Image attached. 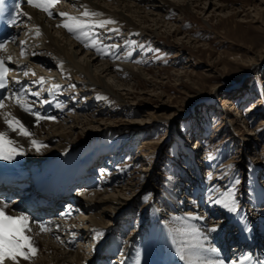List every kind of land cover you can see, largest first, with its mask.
<instances>
[{"label": "rangeland", "instance_id": "obj_1", "mask_svg": "<svg viewBox=\"0 0 264 264\" xmlns=\"http://www.w3.org/2000/svg\"><path fill=\"white\" fill-rule=\"evenodd\" d=\"M203 7V4L192 6L188 14L170 11L168 18H164L165 23L159 25V31L153 22L147 24L158 36L149 32L147 37L140 38L136 31L124 26L111 30V25L99 28L110 32L104 38L117 37L113 41L101 38L103 44L109 43L104 45L108 55L115 54V62L129 63L145 75L141 79L126 77V85L118 86V80L102 74L106 83L117 91V102L99 101L100 96L90 91L89 78L63 76L60 64L69 69L74 68L72 62L53 51L47 35L31 21H25L21 45L10 51L17 55V48L26 50V55L18 61L25 62L24 70L32 68L26 81L44 79L45 83L39 87L40 96L52 89L53 84L61 86L54 92L63 95L64 108L55 111L47 122L52 119L70 122L73 117L78 118L82 126L74 132L75 145L71 149L79 156L88 154L86 151L93 144L101 143L104 155L100 159L112 156L108 166L102 162L98 165L107 169L97 178L115 180L109 187L113 190L125 187L123 200L133 202L126 212L118 214L122 222L118 225L123 229L122 243L126 247L135 244L133 264L137 260L139 264H183V260L175 258L174 248H161L165 246L159 242L162 238L157 227L164 222L158 224L154 215L157 206L170 214L166 194L171 183L183 190L182 214L188 210L196 218L206 215L208 217L204 218L213 226L223 222L233 224L228 230L231 240L238 236L233 229L236 224L252 218L264 222V0H212L211 7ZM134 19L141 29L146 27L140 23V18L135 16ZM177 28L181 29L179 37L175 39L173 34L170 37V32ZM54 31L51 30L52 35ZM58 34L54 35L60 38ZM110 45L122 47L118 55L109 52L113 48ZM81 56L78 58H85ZM44 61L52 63L53 67L45 66ZM100 112L102 115L98 114ZM88 116H94L90 126L86 125ZM98 146L93 148L95 152L99 151ZM190 150L194 152L195 161ZM96 186L98 184L91 190L104 189L102 185ZM212 189L216 190L215 194H211ZM229 189L235 192L238 212L224 215V207L212 201ZM197 192L201 193L194 199ZM188 195H192L191 198ZM81 196L84 197L82 193ZM198 203L204 204V208L199 209L201 204ZM78 209L82 213L74 219L80 223L76 226L87 231L91 227L87 219L90 213ZM166 216L164 214L165 221ZM95 240L89 237L81 248L87 252L86 258L92 257V250L99 248ZM34 242L37 254L41 253V243ZM76 254L68 260L74 261ZM123 254L113 252L111 261L123 264ZM52 261L53 258L50 263Z\"/></svg>", "mask_w": 264, "mask_h": 264}, {"label": "bare ground", "instance_id": "obj_2", "mask_svg": "<svg viewBox=\"0 0 264 264\" xmlns=\"http://www.w3.org/2000/svg\"><path fill=\"white\" fill-rule=\"evenodd\" d=\"M100 2H102V4ZM66 3L68 6L64 5ZM157 3H159L160 5H157ZM202 4L204 6L203 7L204 9L207 5H210L211 7L212 0H204V1L203 0H172V1L171 0H63V4L58 3L56 7L52 10L53 11L52 18H49L43 12L29 5L24 6L22 11L24 13V18L26 21H31L35 23L40 27V29L42 30L41 32L47 35L50 48L53 51L57 52L59 56L62 55L69 62H72L74 68L69 67L70 70L67 69L68 66H66L67 68L65 69V67H63L64 65L60 64L59 68L63 76L64 75L72 76V78L74 77H84L85 79L89 78L88 79L89 82L87 83L86 81V83L90 86L89 88L91 92L96 93V96L97 95L100 96L98 98L99 101L103 99L104 100L110 99L117 102V100L119 99L117 91H114L113 87L108 82L106 83L105 77H103L102 74H106V77L111 76L110 78H115L116 80H118L117 85L122 86V85H126L125 83H127L126 77L132 79L144 78L145 75L143 74V71L141 69H138L136 71L135 66H131L129 63L122 64L120 62H115L114 61L115 54L113 56L108 55L107 51H106L107 53L105 54H98L94 48L84 47L82 43L74 39L71 36V34H69L63 27H57V25L61 23V18L57 14L60 12H66L73 16H80L84 10V6H87V9L90 11L102 13V15L97 17L96 19H100V20L110 19L115 21V23L109 24L111 25L110 30L112 28H117V27L122 28V26H124L125 28H127V30L131 29V31L133 32L136 31L137 32V33L135 32L136 35L139 36L140 38H144L147 37V34L149 32L150 33L152 32L153 35L158 36L157 32H155L154 30L150 31V28L147 27V24H149L150 22L151 23L153 22L155 24V25L153 24V26L159 27L160 24L163 25L165 23L164 18H168V14L170 11L176 10L178 12H182L186 14L191 10L190 8H192V6L200 7L202 6ZM220 7L221 6H219L217 9L220 10ZM166 9L167 11H165ZM162 14H164V16H162ZM134 15L137 17V19L140 18L141 19L140 23L146 27L141 29L140 28L141 26L137 25L138 23L136 24ZM29 17H31V19H29ZM51 30L52 31L56 30V32L55 31L53 32L54 34L60 33L61 35L60 38H58V36H55L54 34L52 35ZM157 30L159 31L160 27ZM96 31L100 34V37L102 39H105V41L107 40L113 41V39L117 38L114 37L113 35H112L113 37L110 36L111 38L109 39L104 38V36L107 35L109 36L110 34L109 31H105V30L102 31L101 29H96ZM171 34H173V37L176 39L179 37L178 35L181 34V29L177 28L173 32L171 31L170 37L172 36ZM69 37H71L74 41H72ZM102 45L103 46L109 45V43L103 44L102 41ZM124 47H127V45L126 46L124 45ZM111 49L112 50L109 51L110 53L116 52L117 54L122 49V47H120V45H117L116 47H113ZM3 54H5V56L12 55L11 57L14 60L17 59L15 54L13 53L10 54L8 50L4 51ZM81 55L85 56V58ZM79 56L83 57L84 61L82 60L83 58L79 59L78 58ZM127 59L131 60L129 57H127ZM44 63L45 66L53 67V64L48 61H44ZM18 64L19 66H22L21 65L22 63H20V61L18 62ZM98 64L100 65L98 66ZM95 66L96 68L95 70H93ZM24 67H22V71L19 72V74H23V72H28V75L26 76L29 77L30 76L29 71L31 72L32 68H30L31 70L28 71L29 67L26 68V70H24ZM99 89H102V92L99 91ZM59 95L61 96V94ZM33 97L34 96L29 94L27 98L29 101L35 102ZM35 105L36 103H34L33 106ZM8 106H9L8 108L6 107L7 109L4 108L1 109L0 131L6 129V125L4 124L3 121L4 114L11 113L12 115L24 121L27 125H29L31 131L34 133L32 138L39 141L42 145H45V147H41L39 151H37L35 148L31 146L30 141L28 139L24 137H20L15 133H12L11 135L13 136L14 139H16L18 146L22 147L23 151L24 152L26 151V153L17 156L11 162L0 161V164L2 165L5 164L6 166L13 167L15 168L14 171L17 172L24 171L22 169H19V167H21L20 164L24 165L21 168L29 169L32 173L35 174V176L37 175L36 177H39L40 179H46L48 177H51L52 175L58 177H67L68 175L74 173V171L77 174H81L82 177L79 176L80 179L93 177L92 175H88V174L85 175L84 172L87 171L88 173L90 172V169L84 170V166L83 165L80 166V164H84V162L86 161L87 162L96 161L95 159L98 158L99 155H101L102 151L99 152L94 151L93 148L98 146V144L95 143L92 146H90L91 148H89L88 151H86L88 154L82 155L83 154L82 153L80 155H82L83 157H81L79 161L74 160L75 151L71 149V147L75 145V141L72 138L74 136L75 130L79 129L80 125L82 126V123L78 121L77 117H73L70 122H68L67 120H61L55 122L54 121L55 119H52L53 121L47 122V119H44L41 120L37 126L34 117L21 111V109L16 106L14 101H12L11 105L8 104ZM45 106L47 105L45 104ZM40 114L43 115L41 112ZM98 114L102 115L101 112ZM93 115L95 116V114ZM88 117L89 120H87ZM88 117L86 118L87 120L86 125L90 126L93 124L92 123L93 118L91 116ZM69 123L72 125L68 126ZM89 129L91 128L89 127ZM52 145L53 147H51ZM189 152L191 153L190 154L191 158H194L195 161L196 157L194 155V152H192V150H190ZM38 168H41V171L40 172L38 171L39 173H37ZM45 170L47 172H45ZM121 177H123V175ZM102 179L103 180H101V182L96 187L100 188L99 185H102L101 187H103L104 189L100 188L98 190H91V188L84 186V189L82 190L84 192H82V195H84L85 198L82 197L81 194H77L76 192L73 195V202L75 201L74 206L77 209L78 207H80L85 211H87L88 213H90V216L87 218L90 220V224H91L90 229L87 230L89 232H87L85 229L83 230L77 228L76 225L77 223H79V220L75 221L74 220L75 217L69 219V221L66 224L67 226L63 225V227H61L59 222L56 225H54L55 226L54 229L46 233H42V235H39L40 231L35 229L34 233H32V237L34 241L36 242L39 241L41 243L40 244L41 253L34 256L30 260L31 262L21 259L19 261V264H30V263L32 264L33 261H34L33 264H109V261L104 256L113 252H116L117 254L124 253L122 257L123 264H133V261L136 256L135 255L136 252L135 251L133 252V249H136L134 248L135 244L131 243L129 244V246L126 247L124 243H122L121 240L123 237L122 236L123 229L120 225H118L121 222L120 221L121 218H119L118 214L122 212H126V209H128V207L129 208L132 207L133 202L131 200L130 201L131 206H129L128 204L130 203L123 200L124 199L123 191L125 190V187L122 186L120 190H115V189L113 190V188L112 187L110 188L109 186L111 184H114L115 180L109 181L108 178L106 177ZM170 185L171 186L167 189L168 194H166L167 200L168 199L170 200L169 201L171 205L170 214L168 215V213L164 211L162 212V210L159 209V206H157V208L155 207L156 209L154 211V215L157 220L156 222L158 224L164 222L161 224V227H157V229L159 228L161 230V232L159 230V233L162 239H159V242H161L165 246L161 248L170 247L176 250L177 247L181 246L182 241H188V244L185 245V247L191 249L192 258L197 261V264H200V262L204 260L212 261L213 264L239 263L238 256L235 257L233 255L231 259L228 260L226 254L223 252L224 249L226 248L228 249L227 247L228 243L226 241V238L228 237L229 234L228 230L232 228L231 225L233 224H226L225 222H223L218 224L217 226H213L211 222H207L206 218H204V217H208L206 215H204V217L202 218H196L194 216H191L190 215L191 211L188 210L186 211V213L182 214L180 210L184 207V204H182L181 201V196L183 198V194H182L183 190L179 186L173 187L174 183H171ZM200 193L201 192L195 193V197L193 198L198 199L197 197L198 195H200ZM188 196L191 198L192 195H188ZM190 201H194V200L191 199ZM200 206L201 207H199V209L204 208V204H201ZM97 211L99 212L97 213ZM222 211H224V215L227 212H229L226 208L224 209L222 208ZM164 214L165 215L167 214L166 221L163 220ZM251 220L253 224L249 225ZM256 220L257 219L252 218L249 221L247 220L246 223L243 222V224L241 223L233 226L234 227L233 229H235L237 233L239 232L238 237H236L237 240L234 239V241H232V243L234 244L232 246L234 247L233 251L236 248L238 249V251L241 248L243 249V247L245 246L244 244L247 242V240H250V238L251 240L255 239L251 241L253 246L252 249L258 247V244H260V242L259 241L256 242L257 238L253 234H254V230L256 229H258L257 234H259V232L261 234L263 233L264 222H259ZM114 225H116V227H114ZM213 227H216L217 231H211ZM176 229H179L181 232L184 233V235L183 236L179 235L176 232ZM95 231H101L102 233H104L103 237L96 238ZM250 231H252L251 235H249ZM107 233L109 234L107 236H104ZM89 237L90 238L93 237L94 239H96L95 241L97 242V247L99 246V248L93 249L92 251L94 252V255L92 254L93 255L92 257L88 256L86 258L85 253L87 252H85L84 250L83 252L82 247L84 246L85 242L89 239ZM74 239L76 241H79L80 243L78 245L75 244V246H77L76 252L72 251L74 245H72L71 247V242ZM201 244L203 245V248L198 247V245ZM126 249H128L129 251H127ZM212 249H215V251H212ZM238 251H236L237 252L236 255H239ZM161 252L162 250L160 251V253ZM166 252L167 251H164V253ZM75 254H76L75 260L69 261L68 259H70L71 256L73 257V255ZM174 256L175 258L177 256L178 259H180V257L177 254L176 255L174 254ZM51 258H53L52 263H50ZM5 264H12V262L6 261ZM183 264H186V262L184 261Z\"/></svg>", "mask_w": 264, "mask_h": 264}, {"label": "snow or ice", "instance_id": "obj_3", "mask_svg": "<svg viewBox=\"0 0 264 264\" xmlns=\"http://www.w3.org/2000/svg\"><path fill=\"white\" fill-rule=\"evenodd\" d=\"M60 2L61 0H26L27 5L45 13L49 18L53 17L52 10ZM20 7V4L15 5V8L17 9ZM57 15L61 18V23L58 24L57 27H63L73 36L74 39L82 43L84 47L94 48L98 54L106 53L107 46H102L100 34L96 31V29L105 28L107 25L115 23V21L110 19H96L101 16L102 13L90 11L87 9V6H84V10L80 16H73L66 12H60ZM29 19H31V17H29ZM10 23L15 24L16 20L13 19ZM39 35L40 32L39 29H37L36 36L38 37ZM112 47L116 46L112 45ZM4 51H6V45L0 44V52ZM24 54L25 53L21 51V55ZM11 60V56L7 57V61L5 58L0 57V90H4L8 86L7 73L9 69L5 65L6 62H10ZM24 74L28 75V72H25ZM38 83L43 85L45 81L41 78ZM59 87V85H54L50 90V93L58 91ZM29 94L37 98L40 96V92L38 91L31 92L27 88H22L12 96L0 97V109L6 107L3 103L4 99H12L21 111L34 117L37 126L41 120L51 119L50 117L43 116L38 111L34 110V102L29 101L27 98ZM40 103H50V101H40ZM3 121L6 125V129L0 131V161L11 162L17 156L24 154L23 148L18 146L16 139H14L11 135L12 133L28 139L31 146L37 151H39L41 147H45V145H42L39 141L32 138L34 133L31 131L30 126L18 117L12 115L11 113H5ZM235 183L238 184L239 180H236ZM215 191V189H212L211 194H215ZM212 202L226 208L230 213L238 212L235 192L231 189L221 193ZM9 203L10 202L0 200V205H2L0 206V264H5L6 261H11L12 264H19L21 259L30 261L38 252V249L35 247L33 237L29 235V233L32 232L31 224L34 221H31L27 215L20 214L13 216L8 214L5 209L9 207ZM38 226L40 233H46L49 231V228L43 223H39ZM211 231H217V228L213 227ZM176 232L181 236L184 235V233L179 229H176ZM95 236L96 238H100L103 236V233L101 231H95ZM187 244L188 241H182L181 246L176 248V254L181 260H184L186 264H197V261L192 258L191 249L185 247ZM198 247L203 248V245H198ZM212 251H215V249H212ZM251 259L252 258L250 256L245 255L241 259L240 264H246V262ZM136 264H139V260L136 261ZM200 264H213V262L204 260L200 262ZM257 264H259V262H257Z\"/></svg>", "mask_w": 264, "mask_h": 264}]
</instances>
